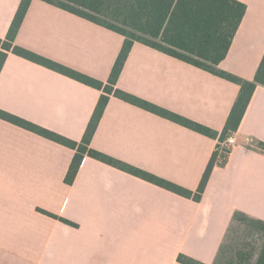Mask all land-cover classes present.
<instances>
[{
	"label": "crops",
	"instance_id": "1",
	"mask_svg": "<svg viewBox=\"0 0 264 264\" xmlns=\"http://www.w3.org/2000/svg\"><path fill=\"white\" fill-rule=\"evenodd\" d=\"M20 1L0 0V39ZM237 1L246 10L218 69L251 81L264 53V0ZM122 43L119 34L39 0L14 41L103 85ZM114 88L215 136L110 96L90 147L195 191L239 86L135 43ZM102 94L10 52L0 72V110L75 142ZM233 134L235 148L195 202L89 157L67 185L73 150L0 120V264H180L179 255L212 264L235 212L264 221V152L257 145L264 143V87H256Z\"/></svg>",
	"mask_w": 264,
	"mask_h": 264
},
{
	"label": "trees",
	"instance_id": "2",
	"mask_svg": "<svg viewBox=\"0 0 264 264\" xmlns=\"http://www.w3.org/2000/svg\"><path fill=\"white\" fill-rule=\"evenodd\" d=\"M32 1H20L6 37L0 39V72L7 54L10 52L86 86L99 91L102 90L103 94L98 98L83 137L79 142L69 140L3 110H0V120L73 150L74 155L64 178L67 185L73 183L83 159L89 157L181 197L199 202L213 168L215 166L223 167L228 155H218L217 152H214L202 174L197 189L190 191L98 152L92 149L90 144L110 96L201 135L215 136L210 129L196 122L114 88L128 54L135 43L157 50L238 85V96L231 107L219 141L222 142L228 134L236 132L256 87H264V53L251 81L240 79L218 69L219 63L225 58L229 50L244 16L246 6L237 0H39L113 31L123 38L122 46L114 61L107 83L103 85L101 81L14 44L15 37ZM257 145L264 152V143L259 142ZM39 212L69 226H76L71 221L51 213L42 210ZM234 226L244 228L246 233L264 236V221L250 218L241 212H235L224 240ZM222 247L223 244L212 264H219ZM251 260L252 252L239 249L235 252L233 259L226 264H252ZM177 261L180 264H203L183 255H179ZM253 264H264V240Z\"/></svg>",
	"mask_w": 264,
	"mask_h": 264
},
{
	"label": "rangeland",
	"instance_id": "3",
	"mask_svg": "<svg viewBox=\"0 0 264 264\" xmlns=\"http://www.w3.org/2000/svg\"><path fill=\"white\" fill-rule=\"evenodd\" d=\"M261 245V237L258 235H252L246 233L244 228L234 226L229 232L228 237L223 242L221 250L219 264H226L233 259L235 252L239 249L252 252V264L259 253V247Z\"/></svg>",
	"mask_w": 264,
	"mask_h": 264
},
{
	"label": "built area",
	"instance_id": "4",
	"mask_svg": "<svg viewBox=\"0 0 264 264\" xmlns=\"http://www.w3.org/2000/svg\"><path fill=\"white\" fill-rule=\"evenodd\" d=\"M236 144L237 141L234 134L230 133L222 142H219L215 149V152H217L218 155L227 156L235 148Z\"/></svg>",
	"mask_w": 264,
	"mask_h": 264
}]
</instances>
